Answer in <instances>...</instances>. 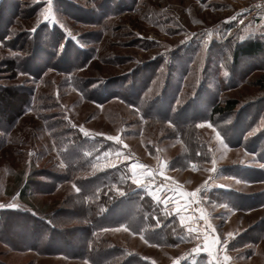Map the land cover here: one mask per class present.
Wrapping results in <instances>:
<instances>
[{
    "label": "rangeland",
    "instance_id": "rangeland-1",
    "mask_svg": "<svg viewBox=\"0 0 264 264\" xmlns=\"http://www.w3.org/2000/svg\"><path fill=\"white\" fill-rule=\"evenodd\" d=\"M256 1L54 0V19L45 20L49 0H0L6 12L0 19V62L16 57L41 67L38 76L0 77V85L30 88L35 104L11 131L0 132V204L40 215L63 205L75 208L67 202L77 192L76 180L113 168L116 182H133L135 172L169 213L171 194L179 192L175 199L191 214L185 244L150 246L116 227L98 230V238L142 252L149 264H171L181 255L189 264H264V148L250 152L229 144L219 127L226 128L234 115L209 114L211 101L235 98L238 127L254 124L246 137L254 140L262 130L264 139V59L231 64L239 42L264 41V7ZM25 34L33 41L31 52ZM110 91L116 97L105 99ZM193 113L202 119L179 139L172 124ZM191 152L200 160L190 162ZM172 160L178 167H171ZM74 162L79 166L69 171L70 181L22 197L32 176L35 184L46 179L40 172H65ZM179 183L187 195L174 189ZM137 186L140 197L148 193ZM11 229L16 231L15 224ZM62 257L4 253L0 246V264L31 258L39 264H86Z\"/></svg>",
    "mask_w": 264,
    "mask_h": 264
},
{
    "label": "trees",
    "instance_id": "trees-1",
    "mask_svg": "<svg viewBox=\"0 0 264 264\" xmlns=\"http://www.w3.org/2000/svg\"><path fill=\"white\" fill-rule=\"evenodd\" d=\"M5 14L6 12L0 10V19L6 18ZM4 32V30L0 31V41L5 37L3 36ZM23 41L29 43L28 52H31L30 48L34 47L33 44L32 46L30 44L33 41L27 40L26 34ZM36 48L40 47H35V50ZM256 57L264 59V41L255 38L246 39L239 42L231 51V64L235 66L241 58ZM24 62V59L16 57L2 60L0 62V77L5 74L16 78L19 73L38 76L41 67L32 68L29 60H27L29 64H24ZM68 70H70L69 67L65 69V71ZM32 94V90L28 87L17 84L0 85V132L2 134L11 131L28 108L35 107L32 102ZM110 97H116L115 92L110 91L105 99ZM100 99L103 100L101 97ZM211 102L210 116L228 118L234 115L227 123L226 128L225 126L219 127L220 133L229 144L242 145L250 152L264 148V139L260 137L262 130L254 133L256 139L249 141L246 134L255 125L242 124L238 127L237 118L239 116L236 110L239 109V102L237 99L226 98L223 102L217 100ZM240 113H242V109ZM201 119L202 116L193 113L186 121L181 123L175 121L172 126L180 134L179 139L183 140V133L187 130L190 132L191 129L194 130L195 124ZM52 137H56L55 134H52ZM63 141L70 142L67 138ZM61 155L64 156L62 149ZM195 155L194 152H191L188 160L190 162L199 161L200 157ZM178 158H181L180 155ZM171 163V167H178L174 160ZM76 166L79 164L74 162V164H67L65 172H40L46 179L36 180L35 184L32 183L33 185L31 184V181H34L32 176L27 186L21 189L22 197L28 196L29 193L38 194L53 191L59 183L71 180L69 171H76ZM120 169L116 166V170L120 171ZM117 172L115 169L109 168L76 180L75 183L80 191L68 197L67 202L70 207L75 208L69 209L63 205L58 210L45 215L31 212L28 209H0V241L16 251L31 250L40 255H61L69 259L86 260L90 264H149L143 258L128 254L123 247L98 238L95 234L103 228L127 225L142 233L152 243H165L161 240L165 235L164 230L153 229L149 226L150 220L153 218L147 201H145L146 197L141 200L137 194L140 190L136 189L131 181L124 179L121 183L116 182ZM260 178L261 176L258 177V179ZM114 185L123 190L122 194H118L113 189ZM118 206H122L123 209L120 214L115 215L114 210ZM12 224H15L16 231L14 232L11 229ZM10 233L13 234L12 239L9 238ZM27 264H31V262ZM178 264H189V262L186 260Z\"/></svg>",
    "mask_w": 264,
    "mask_h": 264
},
{
    "label": "crops",
    "instance_id": "crops-1",
    "mask_svg": "<svg viewBox=\"0 0 264 264\" xmlns=\"http://www.w3.org/2000/svg\"><path fill=\"white\" fill-rule=\"evenodd\" d=\"M134 186L138 187L135 184H134ZM146 186H148L147 183H145L143 187L148 189V193H146L145 196H142L140 198L142 200V199H145V197H146L145 201H147V206H149V209H150L149 211H150V213L152 215V218H153V220H150L149 226L151 228H153V229L161 228V229L164 230L163 233L165 235H164V237L161 238V240H163L165 243H162V244H160V243L159 244L152 243V242L148 241V239H146L143 236L142 233L137 232L136 230L128 227L127 225H121V226H118L116 228L117 229H125V230H127V232L129 234H131L132 236L138 237V239L142 240L143 242H145L147 245H150V246L172 248V247H177V246L184 245L185 243L183 241L187 240L188 233H187L186 229L188 228L189 218L191 217V214L189 212H186L184 209L187 210V209H190V208L184 206L183 204H180L179 200L175 199L179 192H176V193L172 192L171 195L173 197V200H171V203H174V204L172 206H168V209H169V207H170V209H172L170 211V213H169L164 206L161 207L159 202L157 203L156 201H154L155 200L154 199L155 196L152 193L153 191H151L149 186L148 187H146ZM174 187H176V188H174ZM174 187L173 188L176 189V191H182L184 193L183 190L185 189L186 186L179 183V184L174 185ZM113 189L115 191H117L118 194H122V192H123L122 189H120V188H118L116 186H113ZM184 194L187 195L186 191H185ZM4 205L5 206L4 207H0V209H2V208H14V207H9L7 205V203L4 204ZM9 205H11V204H9ZM173 210L175 211V213L173 212ZM178 212H179V214H177ZM37 214H39V213H37ZM109 229H114V228L113 227L112 228H103V229H101V231L109 230ZM117 245L123 247L128 254H133V255H137V256H139L141 258H145V257H143L144 254H142V252H138V251H136L134 249H130L128 246H126L124 244L117 243ZM0 246H1L2 251L4 253L14 252V253H17V254H20V255H26V256L29 253H34V254L40 255V254H38V253H36L34 251H31V250H24V251L13 250L8 245H6L5 243H3L1 241H0ZM52 256L53 257H57V258H59V257L61 258L62 257L61 255H52ZM181 256H180L181 259L176 260V262L171 263V264H178L179 262H182L184 260L186 261V259L189 258L188 256L185 255L186 258L184 257V259H183V255H181ZM64 259H66V258H64ZM68 260H69V258H68ZM71 260L80 261V262H84L86 264H90L86 260H78V259H71ZM147 260H149V259H147ZM29 261L31 262V264H39V261L37 259L35 260V259L31 258ZM29 261L27 263H29Z\"/></svg>",
    "mask_w": 264,
    "mask_h": 264
},
{
    "label": "snow or ice",
    "instance_id": "snow-or-ice-1",
    "mask_svg": "<svg viewBox=\"0 0 264 264\" xmlns=\"http://www.w3.org/2000/svg\"><path fill=\"white\" fill-rule=\"evenodd\" d=\"M53 2H54V0H49V4H48V15H46V16L44 17L45 20H53V19H54V16L52 15V3H53ZM38 23H39V21H38ZM35 30H36V29L33 28V29L30 30V31H33V32H34ZM67 35H68L71 39H73V40L76 39V37L73 36L70 32L67 33ZM63 50H64V45H61V49H60V51L63 52ZM13 55H16V54L13 53ZM73 126L75 127V125H73ZM209 126H211V125H209ZM84 135L87 136L88 133L85 132ZM218 135H219V134H218ZM107 139H109V140H116L117 138H116V137H113V136H109V137H107ZM132 167H133V169H135V168H136V165H133ZM262 167H264V166H262ZM213 170H215V169H213ZM132 179H133V182H134L136 185L143 186V185H142V182H141V179H139V178L136 177L135 172H133ZM74 187H75V185H74ZM220 187H223V185H220ZM76 191L79 192L80 189H79V188H76ZM197 191H199V189H198ZM191 195H192V196H195L196 193L194 192V193H192ZM156 198L158 199V197H156ZM4 206H5V205L0 204V207H4ZM8 206H9V207H16L15 204L8 205ZM177 214H179V212H178ZM229 235H231V234H229ZM217 242L227 243L226 240H225V241H217ZM205 251H209V255H210V256H213V258L216 259L215 255H214L210 250L205 249ZM228 259H229V257H227V256L224 257V261H227ZM216 264H221V262H220L219 259H216Z\"/></svg>",
    "mask_w": 264,
    "mask_h": 264
},
{
    "label": "built area",
    "instance_id": "built-area-1",
    "mask_svg": "<svg viewBox=\"0 0 264 264\" xmlns=\"http://www.w3.org/2000/svg\"><path fill=\"white\" fill-rule=\"evenodd\" d=\"M256 2L258 5H261L264 7V0H257Z\"/></svg>",
    "mask_w": 264,
    "mask_h": 264
}]
</instances>
